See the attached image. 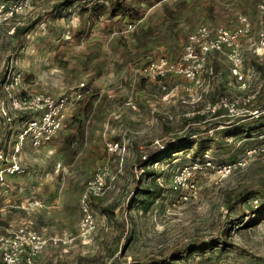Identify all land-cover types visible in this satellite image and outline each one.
I'll use <instances>...</instances> for the list:
<instances>
[{
    "label": "rangeland",
    "instance_id": "1",
    "mask_svg": "<svg viewBox=\"0 0 264 264\" xmlns=\"http://www.w3.org/2000/svg\"><path fill=\"white\" fill-rule=\"evenodd\" d=\"M153 1L125 0L139 11L132 17L123 8L113 14L108 0H76L69 6L62 0H32L24 13L0 24V168L10 162L25 125L11 95L58 98L84 83V95L68 104L56 134L40 144L24 136L16 154L21 169L0 173V233L27 225L46 237H72L66 243L49 239L34 264L148 261L206 242L226 227L231 245L196 251L175 264H264V213H253L264 203V151L224 177L194 173L197 189L187 198L172 186L175 172L206 152L215 161H234L261 142L264 116L239 121L207 106L222 95L252 94L258 84L249 105L264 102V48L254 51L264 0ZM239 12L253 25L239 38L245 84L226 59L206 86L167 96L173 78L151 79L136 71L152 57H178L197 24L233 27ZM25 24L32 27L12 34ZM197 138L199 143H186ZM108 140L120 142L119 153L108 154ZM172 143L176 147L169 149ZM151 144L168 149L157 151L143 173L137 153ZM106 160L113 177L91 204L95 230L82 236L80 198L87 179ZM136 181L138 190L160 188L147 208L132 201ZM246 194L250 197L241 201Z\"/></svg>",
    "mask_w": 264,
    "mask_h": 264
},
{
    "label": "built area",
    "instance_id": "2",
    "mask_svg": "<svg viewBox=\"0 0 264 264\" xmlns=\"http://www.w3.org/2000/svg\"><path fill=\"white\" fill-rule=\"evenodd\" d=\"M32 0H0V24L8 19L22 14L27 10ZM228 25L199 23L187 35L182 53L175 58L166 55L152 57L142 65L139 73L147 78L157 79L167 75H182L188 83L175 84L165 92L177 89L193 90L196 86H202L203 73L208 68V57L211 54L222 56L230 62V70L237 79H243L242 57L239 50V38L247 34L252 26L247 14L239 12L235 16L234 23ZM262 28L258 32V44L254 51L264 48V18ZM127 27L131 29L133 23L129 22ZM18 76H14V82L18 83ZM246 82H244L245 84ZM261 84H258L252 94H245L236 97L222 95L214 103L207 106L212 113L222 110L221 115L237 116L244 118H258L264 115V102L250 106L249 102L255 97ZM166 88L165 85H161ZM84 83L81 82L69 92L62 94L58 98L49 95H11L12 107L20 111L35 112L37 115L25 122L19 133L15 147L11 152V159L8 164L0 168L3 171L14 173L21 169V165L16 160V154L20 150L23 138L31 136L34 144H40L50 140L60 129L65 109L72 100L81 99L84 95ZM259 137L260 144L251 146L246 150L244 156L234 161H215L206 152L200 159L193 160L190 164H184L177 170L172 179L174 191H180L184 198L187 193L196 192L197 186L194 180V173L211 171L224 177L233 170L246 165L248 159L261 151H264V130H261ZM108 154L119 153L121 144L118 140H108L106 142ZM113 177L109 161L102 162L87 179L85 189L80 198L81 217L79 229L82 236L90 235L96 228L97 222L91 206L92 198H100L108 189L109 181ZM257 204V199L254 200ZM60 240L64 243L71 241L72 237L49 236L27 225H19L7 232L0 233V264H34L35 255L42 250L48 240Z\"/></svg>",
    "mask_w": 264,
    "mask_h": 264
},
{
    "label": "trees",
    "instance_id": "3",
    "mask_svg": "<svg viewBox=\"0 0 264 264\" xmlns=\"http://www.w3.org/2000/svg\"><path fill=\"white\" fill-rule=\"evenodd\" d=\"M76 0H62V2L60 3L61 5L64 6H69L72 3H74ZM140 1H144V0H140ZM148 3L150 4H154L156 1L153 0H146ZM123 3H126L123 4ZM108 4L110 5V11L113 14H116L120 11V9H124L127 10L129 12V14L132 17H137L139 15V11L136 7L131 6L129 3L125 2V0L122 2V0H108ZM226 23V22H224ZM220 24V23H219ZM214 25H218L215 24ZM227 25V24H226ZM32 27V24H25L23 26H15L13 29L12 34L16 35L19 33H25L26 31H28L30 28ZM216 65H215V70H216ZM20 115H21V119L23 121H27L30 118L36 116L35 112H30V111H20ZM217 115H219V111H216ZM223 113V112H222ZM264 116V115H263ZM262 117V116H260ZM258 117V118H260ZM247 118H238L239 121H243ZM198 143L200 142L198 140V138L196 140L193 139H189L188 144H194V143ZM185 143V144H186ZM171 145H173L172 147H169V149H172L176 146L175 143H172ZM168 148H166V144L160 148L157 144H151V145H145L142 146L141 149L139 150V152L137 153V157H136V166L137 169H141L142 172L144 173L145 170V166L147 165V163L149 161H151L152 159L155 158L156 156V152L157 151H167ZM150 171V170H147ZM158 187V186H157ZM134 196L132 198V201H138L141 200L142 205L147 208L155 198H157L160 195V188H148L145 187L142 190H138V185H137V181L136 184L134 185ZM142 194V198H138V195ZM250 197V195H244L240 200L241 201H245ZM93 199H91V204H93ZM255 214H262L264 213V203L260 204L257 208H255L254 212ZM224 228V227H223ZM222 228V229H223ZM229 227H226L225 230H222V232L220 234H217L215 236H212L209 240L202 241V242H191L188 245L179 247V248H175L173 249L171 252H169L167 255L163 256V257H153L148 261L145 260H136L134 259L133 261L129 262V263H125V264H175L176 261L180 260V259H187L190 255H192L194 252L196 251H201L202 249L205 248H213L218 246L219 244L223 245V246H229L232 244V240L229 238Z\"/></svg>",
    "mask_w": 264,
    "mask_h": 264
},
{
    "label": "crops",
    "instance_id": "4",
    "mask_svg": "<svg viewBox=\"0 0 264 264\" xmlns=\"http://www.w3.org/2000/svg\"><path fill=\"white\" fill-rule=\"evenodd\" d=\"M264 2H261L259 5H260V8L264 11V4H263ZM222 24V23H221ZM227 23H224V25H226ZM253 26V25H252ZM220 61H222V62H225V60H224V58L222 57V59L219 57V56H217V55H210L209 57H208V70L206 71V72H204L203 73V76H202V79H203V83L205 82V86L208 84V82H209V79H214V77L216 76V73L214 74L213 73V69L215 68V65H216V67H217V64L218 63H220ZM215 70V69H214ZM216 70H217V68H216ZM215 70V71H216ZM169 77H171V78H173V80H171V82L170 83H168V87H172L173 85H175V84H177V83H179V84H185V83H188V81H187V79L186 78H184L182 75H176V74H171V75H167L166 76V78H165V80H167V78H168V80H169ZM207 79V81H205ZM162 85V84H161ZM163 85H165L166 86V84L164 83ZM202 86H203V84H202ZM204 86V87H205ZM203 87V90L204 91H207L209 88H204ZM177 92H181V91H183L182 89H177L176 90Z\"/></svg>",
    "mask_w": 264,
    "mask_h": 264
}]
</instances>
